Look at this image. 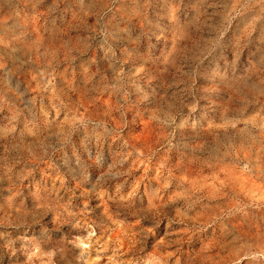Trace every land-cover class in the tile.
I'll return each instance as SVG.
<instances>
[{"label":"rangeland","instance_id":"1","mask_svg":"<svg viewBox=\"0 0 264 264\" xmlns=\"http://www.w3.org/2000/svg\"><path fill=\"white\" fill-rule=\"evenodd\" d=\"M0 264H264V0H0Z\"/></svg>","mask_w":264,"mask_h":264}]
</instances>
